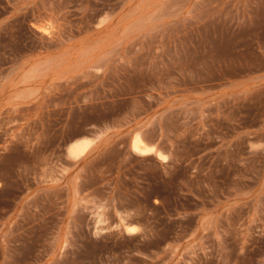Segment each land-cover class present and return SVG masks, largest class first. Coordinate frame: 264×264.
<instances>
[{
	"label": "rangeland",
	"instance_id": "obj_1",
	"mask_svg": "<svg viewBox=\"0 0 264 264\" xmlns=\"http://www.w3.org/2000/svg\"><path fill=\"white\" fill-rule=\"evenodd\" d=\"M0 264H264V0H0Z\"/></svg>",
	"mask_w": 264,
	"mask_h": 264
},
{
	"label": "bare ground",
	"instance_id": "obj_2",
	"mask_svg": "<svg viewBox=\"0 0 264 264\" xmlns=\"http://www.w3.org/2000/svg\"><path fill=\"white\" fill-rule=\"evenodd\" d=\"M86 145L78 143V144H72L71 145V149H70V153L71 155H75L78 153H81L85 150ZM133 151L138 153L139 155H143V156H147L150 155L151 152V148L146 147L141 141L140 139H135V141L133 142L132 145Z\"/></svg>",
	"mask_w": 264,
	"mask_h": 264
}]
</instances>
